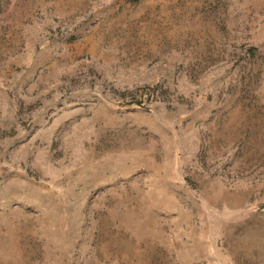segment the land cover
<instances>
[{
	"label": "rangeland",
	"instance_id": "obj_1",
	"mask_svg": "<svg viewBox=\"0 0 264 264\" xmlns=\"http://www.w3.org/2000/svg\"><path fill=\"white\" fill-rule=\"evenodd\" d=\"M0 264H264V0H0Z\"/></svg>",
	"mask_w": 264,
	"mask_h": 264
}]
</instances>
